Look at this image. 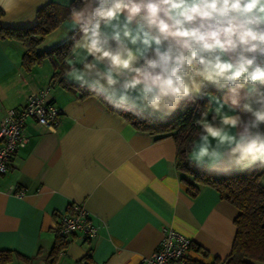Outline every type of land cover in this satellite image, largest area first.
Masks as SVG:
<instances>
[{"label":"crops","instance_id":"crops-1","mask_svg":"<svg viewBox=\"0 0 264 264\" xmlns=\"http://www.w3.org/2000/svg\"><path fill=\"white\" fill-rule=\"evenodd\" d=\"M70 1L0 0V24L31 26L33 13L46 3ZM70 26L64 19L37 50L70 40L64 38ZM23 53L19 42L0 39V119L7 107L20 108L45 88L61 116L53 128L27 119L26 144L0 175V249L33 257L30 262L14 257L8 264H143V257L157 247L163 226L208 251L203 257L191 248L185 264L224 259L235 236L236 209L213 187L203 186L195 197L186 192L190 177L175 166L174 139H153L94 94L80 96V86L66 75L69 50L60 58L45 57L29 71L21 65ZM56 70H62L64 83L52 79ZM260 182L264 185V173ZM77 202L89 212L96 234L90 239L71 235L52 262L58 218Z\"/></svg>","mask_w":264,"mask_h":264},{"label":"clouds","instance_id":"clouds-1","mask_svg":"<svg viewBox=\"0 0 264 264\" xmlns=\"http://www.w3.org/2000/svg\"><path fill=\"white\" fill-rule=\"evenodd\" d=\"M68 20L70 82L148 122L206 98L188 162L264 170V0H79Z\"/></svg>","mask_w":264,"mask_h":264},{"label":"trees","instance_id":"trees-1","mask_svg":"<svg viewBox=\"0 0 264 264\" xmlns=\"http://www.w3.org/2000/svg\"><path fill=\"white\" fill-rule=\"evenodd\" d=\"M79 0H71L67 5L56 2H48L35 13V22L31 26H2L0 24V39H9L19 42L24 50L21 65L24 70L29 71L40 64L45 57L56 55L63 56L71 45V40L38 51L37 45L46 34L58 27L64 19L69 16V8L77 4ZM3 11L0 9V16ZM54 60V59H53ZM55 63L57 60H54ZM63 63H59L62 67ZM62 71V70H61ZM60 70H56L52 79L64 83V77ZM77 86H79L77 84ZM81 88V87H80ZM80 96L93 94L87 88H81ZM95 95V94H94ZM96 96V95H95ZM100 102L110 111L116 112L137 131L151 136L153 139L172 137L176 146L175 166L190 177L186 180V192L195 197L203 186L213 187L221 199L232 204L236 213L233 223L236 231L228 255L221 259L214 256L208 264H255L264 263V185L260 182L262 171L250 170L245 172H234L232 174H211L197 168L188 162L190 143L199 131L195 120L205 110L206 98L195 104L177 110L171 117L165 120L148 122L137 119L129 112H121L113 109L102 98L96 96ZM64 238L56 231V241L50 249L49 256L53 262L58 253L65 247ZM203 257L208 256V251L195 244L192 245ZM14 257L21 258L27 262L33 257H27L9 249H0V264H8ZM84 259H88L84 255ZM85 264H92L87 260ZM196 264H206L198 262Z\"/></svg>","mask_w":264,"mask_h":264},{"label":"built area","instance_id":"built-area-1","mask_svg":"<svg viewBox=\"0 0 264 264\" xmlns=\"http://www.w3.org/2000/svg\"><path fill=\"white\" fill-rule=\"evenodd\" d=\"M61 110L48 96V89L31 94L20 108L7 107L0 119V175L4 174L14 154L25 146L27 138L23 126L27 119L36 124L53 128L60 121ZM58 234L68 239L80 233L85 239L92 238L97 231L89 212L81 203H75L63 212L56 226ZM157 247L143 257V264H185L194 244L192 239L170 226H163Z\"/></svg>","mask_w":264,"mask_h":264}]
</instances>
